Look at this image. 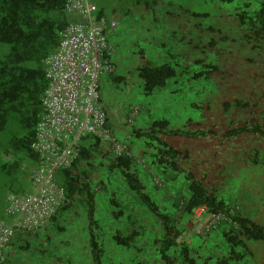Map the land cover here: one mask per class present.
I'll return each instance as SVG.
<instances>
[{
    "label": "trees",
    "instance_id": "trees-1",
    "mask_svg": "<svg viewBox=\"0 0 264 264\" xmlns=\"http://www.w3.org/2000/svg\"><path fill=\"white\" fill-rule=\"evenodd\" d=\"M162 1L148 0L143 5L154 9ZM66 2L67 0H0V171L8 174L16 172L17 179L25 181L23 187H11L9 191L12 192L24 193L30 187V171L38 161L32 143L43 114L42 99L48 85L45 60L56 50L60 33L72 17L66 10ZM252 5L251 1L240 4L237 7L236 21L239 27L247 30L244 34L247 43L253 49H259L264 43V0L257 7ZM169 12L173 14L171 10ZM99 13L104 14V10ZM194 14L197 16L207 13ZM210 29L214 30L212 27ZM214 44L215 40L212 39L210 45ZM203 60L201 58L198 62L202 64ZM177 66L179 67L171 63L141 65L138 70L144 92L149 94L165 87L177 76ZM213 71H202L198 76ZM233 105L250 108L246 118L259 113L260 120L254 118L241 127H233L226 135L248 131L264 138V112H257L254 110L257 105L240 99L233 104L227 102L224 106L229 109ZM108 125L110 126L109 123ZM134 132L136 136L145 139L147 150L152 149L148 155L153 160H148L147 165L141 164L130 143L127 151L116 154L107 141L93 134L85 135L79 156L70 166L61 167L55 173L57 183L65 190L63 205L49 224L38 233H18L9 248L7 260L12 250L27 249L32 242L39 244L43 232L49 229L48 226L69 210V216L73 213L78 218L81 214L85 215L83 218L88 222L93 262L104 264L105 249L99 240L104 229L101 222L105 217L101 216V202L108 203L113 218L125 225L116 228L114 232L107 229L117 246L135 249L137 252L148 248L154 253L150 261L154 259L157 264V260L161 264H199L200 256H197L195 246L188 241L186 235H191L194 230L193 216L202 205L208 214H222L207 233L219 231L223 234L228 249L232 248L228 256L218 259L215 264H230L232 253L236 254L235 248L240 246L248 249L246 240L264 239V224L243 215L238 199L232 200L221 195L204 178L197 177L194 171L182 167L180 158H188V154H183L163 138V134L195 136L215 133L214 130L174 129L167 119L161 118L155 119L149 129L135 127ZM143 175L148 179L152 178L154 182L155 177H158L159 182H155L148 191ZM113 177L118 179L113 182ZM154 189H162L168 195L163 193V196L157 198L151 194ZM124 192L131 195L130 199ZM166 202L169 203L167 206ZM131 204L143 205L149 210L152 220L147 222L148 226L141 224V216L137 212L128 211ZM2 212L3 210L0 217H3ZM126 226L128 229L131 226L132 230L129 231ZM147 227H151L150 237L139 240L140 235L144 236V231L141 230ZM59 229L65 230V227L60 224ZM36 249L41 254L47 251L40 245ZM209 261L211 257H205L207 264Z\"/></svg>",
    "mask_w": 264,
    "mask_h": 264
},
{
    "label": "rangeland",
    "instance_id": "rangeland-1",
    "mask_svg": "<svg viewBox=\"0 0 264 264\" xmlns=\"http://www.w3.org/2000/svg\"><path fill=\"white\" fill-rule=\"evenodd\" d=\"M145 1L148 0H89L90 4L94 5L96 9H103L106 16L117 18L119 17L118 19H120V17L122 18L123 15L128 12V10H130V12H133L134 6H136V4L143 5ZM171 1L173 4H175V2L182 4L183 9L177 4L174 8H170L173 13L170 16H173L175 14L173 16L175 19H181V21H179L182 24L180 25V27L185 25L190 26L191 22L200 24V28H197V30L193 32L194 36L192 38L197 37L196 33L199 34L200 37L192 40V44L190 45L192 47H196L194 48L196 50H193L190 53L195 57L196 54L201 56V58L204 59L202 63L215 62L216 65L220 67V71H215L213 74L204 73V75L198 76V74H195L196 71L207 70L203 66V64H195L196 61L194 60V57L186 56V53H183V56L181 52H176L174 48L171 52H173L174 54L178 53L177 56L179 58H175V61L178 63L181 70L177 68V85L171 83L173 86L178 88L177 96L175 98L176 101H173L170 104V107L172 109L170 110L168 106L164 105V102L169 104L172 100V97H168L170 93L166 89L162 91L161 95H159L158 97H154L155 95H153V97H147L146 95H140L135 91L133 98L129 100H126L125 95L122 99V96L119 93V100L117 99V102L120 104L123 103L124 100L128 102L126 104V112L122 113L121 110L119 112L121 119L125 122L129 121L128 124L134 122L131 128L140 127L141 125H139V121L141 117H149V111H153L154 119L165 118L169 121L172 128L185 129L190 131H195L200 128L207 130L212 126H216L218 130L223 131L231 123H240L243 112L250 111V108L247 109L232 107L229 112H224L225 108H223V105L227 100L232 98L233 100H235L239 98L240 94L242 93V90L240 89L241 79H237V82L240 85V87L238 88L235 87L237 83L231 81V76H244L242 68L245 65H253L258 67L259 65H264V63L255 60L254 62L245 64L244 60H239L237 53L234 55V57H229V45L232 44V46L236 47L235 42L230 41L229 38L228 42H224V40L221 39V35L219 32L212 33V30L210 29L211 27L213 29H217L218 27H220L221 31L225 32L229 24L228 22L232 20L229 18L230 16H228V14L234 13L236 16L237 10H234L232 8L231 2H222L220 0H198L193 4L191 0ZM188 3L192 4L190 6L191 8H188L190 11L188 14L190 16H187L186 13H183L185 12V9H187ZM221 8H225L226 11H223ZM161 11L163 13L166 12L165 9H162ZM194 13L207 14L196 16ZM131 14L133 15V13ZM158 18L160 19L159 23L164 22L162 18ZM166 18L168 20V16ZM176 25H179V23H177ZM235 25V27H230L229 30L231 31V33L230 31L226 32L231 35L232 38L234 37L235 39H237V35L240 33V30L237 27V21ZM165 26L170 27L168 24H166ZM197 26L198 25H196V27ZM137 32H143V29L138 25L133 24V26L129 30V34L132 36ZM125 33L126 32L121 31L117 35H115L114 38L110 36L109 41L112 42L114 39L113 43L117 47V42L118 44H120L121 42L117 41V37L119 35L122 36ZM168 33H171V31H169ZM166 34L167 33H164V35ZM163 38L164 42L168 41L167 36H164ZM182 38L183 33H178L177 40H181ZM212 38H215L217 42L216 47L224 46V48L226 47L227 49L222 57H220L221 59L219 61L215 60L216 56H212L213 53H218L213 46H210V41H212ZM127 40L128 41L126 45L128 49L122 50V52L124 55L127 54V56L129 57L128 61H133L132 56L139 55L140 51L137 49L138 44L131 41L130 38H128ZM171 47L175 46L169 45V48ZM260 56L264 59V48L260 50ZM226 58L229 65L237 67L238 73L232 72L231 66H229L227 68V71L224 72ZM260 60L262 61V59ZM134 74L135 73L133 71H130L127 76L131 78L132 76H134ZM224 78H226L227 82H224ZM131 84L133 85L134 82L131 81ZM120 92L126 94L125 91ZM251 103L255 104V102L253 101H251ZM259 103L260 107H264V100H261ZM136 106L140 107L138 112L139 114L135 116L133 115L134 117L130 116L129 118L128 113L130 112L128 111L130 109L132 110ZM257 107H259V105ZM257 107L254 108V110H256L257 112H264V108L263 110H261L257 109ZM143 119L144 118H142V120ZM224 133L225 132L220 135L207 133L205 135L199 134L195 136H189L186 134H170L166 136V141L170 145L176 146L177 148L183 149L190 153L191 162L187 163L189 165H185L192 169L197 177L199 175H202L201 173H205L210 184L216 186L218 191L222 192L221 195H224L225 197H230L231 195L238 199V195H240L243 190V187L240 186L243 177L245 176V180H249L247 182L251 183V176L254 174V172L246 169H244V171L239 170L235 166V161H238L239 159V154H237L236 152L237 148L235 144L239 138L237 136L228 138L224 136ZM225 139H228L226 145H218L217 142L219 140L223 143ZM252 146H250V148L248 149L243 148V151H248V153L253 152L255 149L252 148ZM215 152L218 153V156H215ZM212 156H214V158H212ZM225 167L227 169H225ZM256 174L258 173L256 172ZM17 176L18 175L16 174V172L8 174L6 172L0 171V212L5 206L6 194L11 189V187H23L25 183L23 179L18 180ZM117 179L118 178L113 177L112 180L114 182ZM255 181L257 182V179ZM180 182L181 181H179V183ZM115 184H117V181L115 182ZM227 193H229L230 195H228ZM101 207V216H105L106 220L113 219V215L111 214V212H109L111 207L108 205V203L101 202ZM241 208H243V206H241ZM253 215H255V213ZM81 216L85 217L84 214H81ZM60 224L65 227V230L59 229ZM85 224L86 219L82 217L78 218V215H76V213H73L71 216H69V210H67L62 215H60V217L57 218L55 222H52L51 225L48 226L49 229H47V231L43 232V236L40 239L39 244L32 242L29 244V248L24 250H17L19 252L17 255H20V258L23 259L21 264H30L31 261L38 264H50L51 261L59 257H61L62 259H69V255L73 250L76 252V254H78V256H74V259H76L78 263L73 264H87L88 257L84 255V245L81 246L78 243L75 247L66 246L67 242L71 241V239H69V236L72 234L71 231L75 230L77 232V234L74 233V240H77L78 236L89 234V228L87 225L85 226ZM109 225L110 224H108L107 226ZM147 236L150 237V233H148ZM49 237H51V240L48 241ZM37 245L42 246V248L46 249L47 251L44 254H41L40 251H37L36 249ZM119 248L120 253L114 250L115 254L117 255H114V252H111V254L108 253V255H106L107 262H109L110 264H157L155 263L154 259H151L152 261H150V258L151 256H154V253L151 252L148 248H145L141 252H137L135 249L130 248L124 250V247L121 246H119ZM134 253L139 254H137L136 256H132L129 259L128 255H134ZM7 262L8 260L6 259L5 264H7ZM64 263H68L67 260H64L59 264ZM51 264H58V262L53 261L51 262Z\"/></svg>",
    "mask_w": 264,
    "mask_h": 264
},
{
    "label": "crops",
    "instance_id": "crops-1",
    "mask_svg": "<svg viewBox=\"0 0 264 264\" xmlns=\"http://www.w3.org/2000/svg\"><path fill=\"white\" fill-rule=\"evenodd\" d=\"M192 4L195 3L198 0H191ZM248 2L251 1L253 3V7H257L259 5V2L263 1V0H235L232 1V8L234 10H237V7L240 6V4H242L243 2ZM223 2V1H222ZM228 2V1H226ZM179 5L182 7V4L180 3H176L173 4L171 0H163L162 2H160L154 9L153 8H148L145 5H136L134 6L133 12H130V10H128V12H126L123 17L120 19H118L117 17H115L118 20V24L111 30V32L109 33V37L111 36L112 38L115 37V35H117L119 32H126L124 35L122 36H118L117 37V41H121L120 44H118L117 42V47L116 45L113 43L114 39L112 42H110V51H109V59L111 60V62L114 64V70L111 72L108 71H103L100 77V88H101V98H100V102L101 105L104 107V109L107 111L108 114V122L110 124V127L112 128L114 134L121 140H128L130 143V146L132 147V151L134 153V155L136 156L137 160L139 162H141V164H145L147 165V163H149L148 160H153L151 155L149 156L148 153L152 151V149L148 148L147 150V144L145 142L144 138H140L139 136L135 135L134 129L135 127L131 128V126L134 124V122H132L131 124H128V122H125L121 119V116L119 115L120 110L122 111V113L126 112V104L128 103L126 100L133 98L134 96V92H138V94L140 95H146L147 97L155 95L154 97H158L159 95H161L162 91H164L165 89L169 91V95L168 97L171 98L172 100L169 104H167L166 102H164L165 106H168L169 109L171 110L172 108L170 107V104L173 101H176L175 98L177 96V92H178V88L173 86L171 83H174L175 85H177V81H178V76H176L175 78L171 79L169 81V83L161 88V89H157L154 90L152 93L146 94L143 90V84L141 79L139 78V70L138 68L143 65V64H153V65H160L163 63H171L173 65L178 63L175 61V58H179L177 55L178 53L174 54L173 52H171L174 48L175 51H179L182 53H186V56H192L194 57V60L196 61L195 64H201L198 62V60L201 59V56L196 54V57L193 56V54H191L190 52L193 50H196L194 48L196 47H192L190 46L192 44V40L197 39L198 37H200L199 34L196 33L195 38H192L194 36L193 32L197 30V28H200V24L199 23H190V26H182L180 27L181 19L177 18L175 19L173 16H170V12L169 10H171L170 8H174L175 5ZM192 4H187V9H185V12L187 16H190L188 13L190 12L188 8H191L190 6ZM165 9V13H163L161 10ZM222 9V8H221ZM102 9H97V11H101ZM223 11H226V9H222ZM133 13V15L131 14ZM100 14V13H99ZM105 14V13H104ZM168 16V20H167V16ZM228 16H230L229 18L232 19L230 20V22H228V27L227 30H225V32L221 31L220 27H218L217 29L212 30V33L215 32H219L221 35V39L224 40V42H228L229 39L230 41H234L236 44V47L229 45V50H228V56L229 57H234V55L237 53V56L239 58V60H244L245 64H248L249 62H254L255 60H257L258 62H263L264 63V59L263 57L260 56V50H262L264 48V43H262V48L259 49H253L252 45L248 44L247 41L245 40L244 34L247 31L245 28L243 27H238V29L240 30V33L237 35V39H235L234 37L232 38L231 35H229L226 31H230V27L232 26H236L235 23V19L236 16L234 13L228 14ZM162 18V20L164 22L159 23L160 19L158 18ZM166 20V21H165ZM177 21V22H176ZM177 23H179V25H176ZM133 24L138 25L139 27H141L143 29V32H137L134 33L132 36L129 34V30L131 29V27L133 26ZM158 24V25H157ZM166 24H168L170 27L165 26ZM172 25V26H171ZM196 25H198L196 27ZM181 28V29H180ZM216 30V31H215ZM169 31H171V33H168ZM164 33H167L166 35H164ZM178 33H183V38L181 40H177L178 38ZM231 33V31H230ZM164 36L168 37V41L164 42ZM229 36V37H228ZM130 38L131 41L135 42L136 44H138L137 49L140 51L139 55L136 56H132L133 57V61H128V56L127 54H123L122 50L128 49L127 48V39ZM229 38V39H228ZM215 40V38H212ZM240 40V42H239ZM168 42V43H167ZM211 42V41H210ZM178 44V45H177ZM169 45H173L175 47H171L169 48ZM211 46V45H210ZM217 46V42L215 40V44H214V48L216 50V52L218 53H213L212 56H216L215 60L219 61L222 57V55L227 51L226 47L224 48V46ZM213 48V49H214ZM169 51V52H168ZM256 52V53H255ZM258 52V54H257ZM189 54V55H188ZM184 56V55H183ZM262 59V61L260 60ZM176 62V63H175ZM203 66L207 69L204 71H209L210 69L214 70L211 73H207V74H213L215 71H220V67H218L216 65V63H202ZM211 66H209V65ZM231 66L227 63V58H226V63L224 65V69L226 72L227 68ZM177 68L179 70L180 67L177 66ZM232 72L234 73H238V69L237 67L231 66ZM243 72H244V76H240V77H232L231 76V81H234V83L236 82V86L235 87H240L239 83L237 82V79H241V87L240 89L242 90V93L240 94V97L233 100L229 99L226 101V103L228 102L230 103H235L236 100L240 99V100H244L247 102L253 101L255 102V105H259V107H257V109H261L263 110L264 107H260V101L264 100V65H259L258 67L253 66V65H245L243 66ZM130 71H133L135 74L134 76H132L131 78H129L127 76V74L130 73ZM202 71H196L195 74H199ZM224 82H227L226 78L223 79ZM131 81L134 82V84H131ZM232 83V82H231ZM233 83V84H234ZM234 87V89H235ZM125 89V90H124ZM259 89V91H258ZM120 91H125L126 94H124L123 92ZM121 94L122 99L125 95L126 100L123 101V103H118L117 99H118V94ZM136 97V95H135ZM119 100V99H118ZM153 100V99H152ZM156 100V98H155ZM225 103V104H226ZM224 104V105H225ZM223 105V106H224ZM137 107V106H136ZM134 107L132 110L130 109L128 112L129 118L134 117L135 115H138L139 113V109L140 107ZM235 107L234 105L231 107H228L229 109H227L225 106L223 108H225L224 112H229V110ZM167 108V107H166ZM238 108V107H235ZM153 111H149V117H141L140 121H139V125H141L139 128L140 129H149L151 123L155 120L154 119V115H153ZM249 111H245L243 112L242 116H241V120L240 123L236 124V123H231L228 127H226L223 131L222 130H218L216 128V126H212L210 129L207 130H214L215 133L212 134H216V135H220L223 132L224 136L226 137H232V136H237L239 139L237 140L235 146H236V152L239 157L238 161H235V166L239 169V170H250L253 171L254 174L251 176V183L247 182L249 180H245V176L243 177L240 186L243 187V190L241 192L240 195H238V201H239V205L243 206V208H239L240 211L242 212L243 215H246L248 217H250L251 219H253L255 222L264 224V138L260 137L257 134H253L252 132H242L236 135H232V136H227L226 132L228 130H230L233 127H241L243 125L246 124L247 121H253L254 118L256 120H260L258 117L260 116L259 113H257L256 116H250L249 118H246L248 115ZM134 115V116H133ZM148 116V115H146ZM243 117V118H242ZM142 118H144L142 120ZM132 120V119H131ZM125 124V125H124ZM202 129V128H201ZM168 134H163V138L166 140V136ZM176 135V134H173ZM205 135V134H204ZM228 139H225V141L222 143L220 140L217 142L218 145L224 146L226 145ZM254 147H253V146ZM173 146V145H172ZM250 146H252V148H254L255 150L251 153L244 152L243 148L248 149L250 148ZM176 147V146H175ZM177 148V147H176ZM179 150L182 151L183 154H188V158H184L181 156L180 158V162H181V166L186 168V169H190L189 167H187L186 165L188 162L190 163V153H188V151H185L183 149L177 148ZM218 153L215 152V156ZM148 155V156H147ZM212 158H214V156H212ZM186 164V165H185ZM233 168V167H231ZM225 169H227L225 167ZM192 170V169H190ZM193 171V170H192ZM256 172L258 174H256ZM202 175H199L198 177L200 178H204L208 184L210 186H213L210 184V182L207 179V175L205 173H201ZM245 174V173H244ZM143 180H144V184L148 187V191L150 190V188L154 185L155 182H159L158 177H155V182L152 181V178H149L146 175H143ZM181 177V176H179ZM178 178V177H177ZM257 179V182L255 181ZM170 181V180H169ZM168 181V182H169ZM172 181H170L171 183ZM216 188V186H213ZM217 189V188H216ZM218 190V189H217ZM163 193L165 195V193H167L166 191L162 190V189H154L152 191L151 194H153L155 197H161L163 196ZM222 193V192H221ZM125 196H127L129 199L131 197V195L127 192H124ZM228 195H230L229 193H227ZM168 195V193H167ZM230 199H235L234 196L229 197ZM131 201V200H130ZM245 201V202H243ZM163 203V202H162ZM161 203V204H162ZM166 206L169 204L168 202L165 203ZM165 206V205H164ZM132 211V212H137V215H140V222L142 225H146L148 226V221H151V214L149 212L148 209H146L145 206L143 205H134L131 204L128 207V211ZM255 213V215H253ZM83 218V216H81ZM194 220V217H193ZM103 226V232L101 234L100 237V241L104 246L105 249V257H104V264H110L109 262L106 261V255L111 254V252H114V250H116L118 253H120V248L119 246H117V244L113 241L112 236L109 233V231L107 229L110 228V232H114L116 228H120L122 226H125L123 223H119V221L115 220L114 218L111 220H106L104 217V220H102L101 222ZM108 224H110L109 226H107ZM88 226V222L86 220V224L85 226ZM151 226V224H150ZM152 227V226H151ZM151 227H147V228H143L141 231L143 232L144 236H139V240H142V238L146 239L147 234L151 233V231L149 232V229H151ZM126 228L128 229V227L126 226ZM141 228V227H140ZM193 228V227H192ZM129 231L132 230L131 226L128 229ZM127 230V231H128ZM72 234L69 236V239H71V241L67 242L66 246L69 247H75L76 244H80L81 246L84 245V255H86L87 258V264H94L93 259H92V254H91V247H90V240L88 238V234L84 235V236H78L77 240H74V233L77 234V232L75 230L71 231ZM107 232V233H106ZM148 232V233H146ZM191 232V231H190ZM38 233V232H36ZM191 235H186V238L188 239L189 242H191L197 252L196 254H198L197 256H200L199 258V264H207L205 262V257H211V261H209V264H215L214 262H216L218 259L223 258L228 256V254L230 253L231 249H228V244L225 241V239L223 238L224 236H222L223 234L213 231L211 233H194L192 231V233H190ZM137 239V241H138ZM246 244L248 246L247 248H242V247H237L235 248L234 251H236L235 253H232V259L230 261V264H264V239H259V240H254V239H250V240H246ZM124 250H127L126 248H124ZM14 252V253H13ZM141 252V251H140ZM19 252L18 251H11L10 256H9V260L7 262V264H21V262L23 261L22 258H20V255L18 256ZM139 253H134V255H128V258L130 259L132 256H136ZM114 255L115 254L114 252ZM124 255V253H123ZM256 255V256H255ZM74 256H78V254H76V252L73 250L71 251L70 255H69V259H62L61 257L56 258L53 261H57L58 264L63 262L64 260H67L68 263H64V264H73V263H78L76 259H74ZM78 259V258H77ZM21 260V261H20ZM51 261V262H53ZM50 262V264H51ZM157 262H159L158 264H161L160 261L157 260ZM30 264H38V263H34L31 261Z\"/></svg>",
    "mask_w": 264,
    "mask_h": 264
},
{
    "label": "built area",
    "instance_id": "built-area-1",
    "mask_svg": "<svg viewBox=\"0 0 264 264\" xmlns=\"http://www.w3.org/2000/svg\"><path fill=\"white\" fill-rule=\"evenodd\" d=\"M72 16L60 33L55 51L45 60L48 85L43 114L32 148L37 164L31 169L24 193L9 191L0 217V264L18 233H36L47 226L65 201V190L55 178L57 169L79 156L82 139L93 134L107 141L116 154L128 150L129 141L117 138L101 105L100 77L111 72L109 33L115 17L99 14L89 0H67ZM222 214H208L204 205L194 214V233H207Z\"/></svg>",
    "mask_w": 264,
    "mask_h": 264
}]
</instances>
